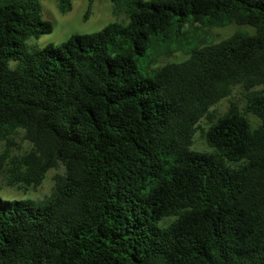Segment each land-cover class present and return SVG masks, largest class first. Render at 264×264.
Wrapping results in <instances>:
<instances>
[{
  "label": "trees",
  "instance_id": "obj_1",
  "mask_svg": "<svg viewBox=\"0 0 264 264\" xmlns=\"http://www.w3.org/2000/svg\"><path fill=\"white\" fill-rule=\"evenodd\" d=\"M111 1L126 20L30 51L42 0H0V141L32 144L0 168L35 187L64 169L45 198L0 197V264H264V0ZM230 23L251 30L185 29ZM172 44L188 57L143 70Z\"/></svg>",
  "mask_w": 264,
  "mask_h": 264
},
{
  "label": "rangeland",
  "instance_id": "obj_2",
  "mask_svg": "<svg viewBox=\"0 0 264 264\" xmlns=\"http://www.w3.org/2000/svg\"><path fill=\"white\" fill-rule=\"evenodd\" d=\"M41 12L45 19L53 23L54 28L51 33L41 34L39 37H32L27 42L30 51L33 49H42L49 43L58 45L75 33H88L100 30L111 21L126 20L125 11L115 9L111 0H93L92 2L90 0H72L71 9L65 12L60 7V0H42ZM239 28L251 30L248 26H240L236 23L213 27H204L197 24L193 29L190 26H187L185 29L187 34L194 33L201 41L207 40L212 42L230 36ZM189 48V45L183 48L178 46V44H172L166 48L162 47L158 52L154 50L150 55L151 62L149 63L148 57H146V60L142 62V68L143 70H145V67L156 68L169 62L185 60L188 57L186 52ZM231 101L238 103L241 107L245 105L244 89L242 87H236L230 97L223 99L213 106L212 109L216 110L217 114H222L228 109ZM249 118L253 126L258 125L260 122V119L252 113L249 114ZM201 125L206 130L210 122L206 118H203ZM31 147L32 144L25 138L24 132L19 130L9 140L0 141V155L7 151L9 160L14 159L26 153ZM194 148L198 150L208 149V144L204 137V130L197 131ZM63 170V168L58 170L50 169L45 180L35 187L34 185L12 183L11 173L9 172V167L6 165L0 168V197L4 199L45 198L52 192L55 174ZM167 222H170V219H167Z\"/></svg>",
  "mask_w": 264,
  "mask_h": 264
}]
</instances>
